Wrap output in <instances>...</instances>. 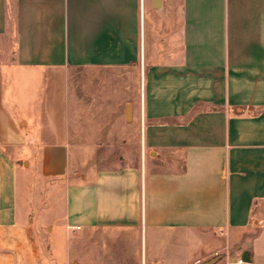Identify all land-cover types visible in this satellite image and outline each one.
Instances as JSON below:
<instances>
[{"label": "crops", "instance_id": "1", "mask_svg": "<svg viewBox=\"0 0 264 264\" xmlns=\"http://www.w3.org/2000/svg\"><path fill=\"white\" fill-rule=\"evenodd\" d=\"M97 68L136 73L139 157L33 126L45 73ZM239 258L264 264V0H0V264Z\"/></svg>", "mask_w": 264, "mask_h": 264}, {"label": "rangeland", "instance_id": "2", "mask_svg": "<svg viewBox=\"0 0 264 264\" xmlns=\"http://www.w3.org/2000/svg\"><path fill=\"white\" fill-rule=\"evenodd\" d=\"M50 73L43 75L41 98L34 103L36 118L31 121L35 128H49L52 139L59 140L67 133L70 119L66 114H79L82 120L80 124L75 121L71 136L81 145L92 142L94 159L100 164L125 162L131 152L141 156L137 136L127 132L133 116L127 119L126 107L131 105L132 110L141 95V86H135V71L97 68Z\"/></svg>", "mask_w": 264, "mask_h": 264}, {"label": "built area", "instance_id": "3", "mask_svg": "<svg viewBox=\"0 0 264 264\" xmlns=\"http://www.w3.org/2000/svg\"><path fill=\"white\" fill-rule=\"evenodd\" d=\"M77 229H80V226H78ZM195 264H202V262L197 261ZM227 264H246V262L243 258H239L235 262L227 261Z\"/></svg>", "mask_w": 264, "mask_h": 264}, {"label": "water", "instance_id": "4", "mask_svg": "<svg viewBox=\"0 0 264 264\" xmlns=\"http://www.w3.org/2000/svg\"><path fill=\"white\" fill-rule=\"evenodd\" d=\"M131 114H132L131 105H127V107H126V117H127V119L131 116ZM213 263H214V261H210L207 264H213Z\"/></svg>", "mask_w": 264, "mask_h": 264}]
</instances>
